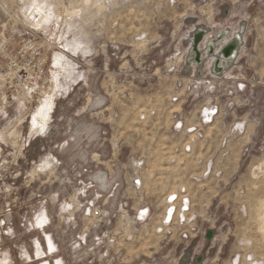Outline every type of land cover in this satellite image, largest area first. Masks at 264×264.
Returning <instances> with one entry per match:
<instances>
[{"label":"rangeland","instance_id":"374dc122","mask_svg":"<svg viewBox=\"0 0 264 264\" xmlns=\"http://www.w3.org/2000/svg\"><path fill=\"white\" fill-rule=\"evenodd\" d=\"M24 38L46 75L0 78V264H264V0H0V70ZM175 192L183 240L155 232Z\"/></svg>","mask_w":264,"mask_h":264},{"label":"built area","instance_id":"2783aa9c","mask_svg":"<svg viewBox=\"0 0 264 264\" xmlns=\"http://www.w3.org/2000/svg\"><path fill=\"white\" fill-rule=\"evenodd\" d=\"M4 57L6 59L2 66L3 71L2 68L0 70L4 90L8 91L14 88L21 94L37 90L39 83L44 80L46 75L47 55L41 43L36 38H24L17 49ZM212 116V111L205 110L201 121L198 123L199 126L202 127L211 122ZM132 186L134 189H140L142 187L141 179L139 177L135 178ZM121 217L125 219L128 217L135 218L137 221L144 223L143 225H147L150 223L151 214L149 209L144 207L137 209L130 216L124 212ZM159 217L160 225L156 227L155 232L163 231L165 235L170 234V240L174 238L175 234L180 240L190 237L189 228L192 230L195 213L186 193L175 192L166 195ZM173 229H175L174 233H172ZM192 234H196V232Z\"/></svg>","mask_w":264,"mask_h":264},{"label":"bare ground","instance_id":"6f19581e","mask_svg":"<svg viewBox=\"0 0 264 264\" xmlns=\"http://www.w3.org/2000/svg\"><path fill=\"white\" fill-rule=\"evenodd\" d=\"M201 28V27H200ZM242 28V27H241ZM238 38V37H237ZM207 41V40H206ZM210 44V43H209ZM237 44H238V40L236 41V43H235V41L233 42V43H231V45H233L234 47H236L237 46ZM210 46V45H209ZM233 46H231V47H228V48H230V49H228V51L229 50H231L232 48H234ZM217 50V49H216ZM235 50V49H234ZM233 53V52H232ZM220 56V55H219ZM234 56V55H233ZM216 57V56H215ZM221 60V59H220ZM233 60V59H232ZM225 62V61H224ZM229 65H231V64H229ZM43 124L44 123H42V122H40V120H38V119H34L33 120V122H32V125H31V128H32V130H34V129H36L37 127H40V128H43Z\"/></svg>","mask_w":264,"mask_h":264},{"label":"water","instance_id":"95a60500","mask_svg":"<svg viewBox=\"0 0 264 264\" xmlns=\"http://www.w3.org/2000/svg\"><path fill=\"white\" fill-rule=\"evenodd\" d=\"M231 46H233V45H231V44L228 45V47H231ZM233 47H234V46H233ZM228 49H230V48H226L225 51H224V54H225L226 56L231 55L232 52L234 51V48H232V49L229 50V51H228ZM211 235H212V231H209V232L207 233V235H206V238L209 239V238L211 237ZM201 259H202V258H201ZM201 259H200V260H201ZM200 260H199V261H200ZM199 263H200V262H199Z\"/></svg>","mask_w":264,"mask_h":264},{"label":"crops","instance_id":"0c3cea01","mask_svg":"<svg viewBox=\"0 0 264 264\" xmlns=\"http://www.w3.org/2000/svg\"><path fill=\"white\" fill-rule=\"evenodd\" d=\"M237 40H235V42H236Z\"/></svg>","mask_w":264,"mask_h":264}]
</instances>
